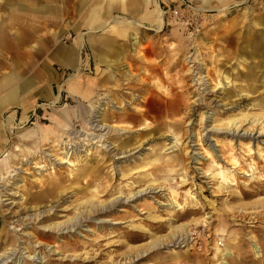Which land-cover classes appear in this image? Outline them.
Here are the masks:
<instances>
[{"label": "rangeland", "instance_id": "rangeland-1", "mask_svg": "<svg viewBox=\"0 0 264 264\" xmlns=\"http://www.w3.org/2000/svg\"><path fill=\"white\" fill-rule=\"evenodd\" d=\"M225 1L158 0L157 27L102 15L141 23L134 44L83 27L98 53L110 38V77L82 43L88 98L0 114V264H264V0ZM8 54L2 33L0 76Z\"/></svg>", "mask_w": 264, "mask_h": 264}, {"label": "crops", "instance_id": "crops-1", "mask_svg": "<svg viewBox=\"0 0 264 264\" xmlns=\"http://www.w3.org/2000/svg\"><path fill=\"white\" fill-rule=\"evenodd\" d=\"M217 1L226 3L225 0ZM199 2L204 6L208 0ZM0 10L17 16L28 15L26 16L28 22L20 19L0 21V34L6 33L9 52L13 53L6 57L5 64L8 70L0 76V114L12 109L10 119L7 120L9 123L17 117V110L14 107L23 110L20 119H24L33 101L42 95L50 104L62 96V91L69 96L88 98L87 93L79 91L80 82L76 81L83 61L82 43L89 50H93V55L96 54L98 61L104 64L105 75L107 77L112 75L107 71L112 70L120 60L119 55L114 58L108 57L113 55L110 38L108 36L102 38L103 49L98 53L97 45L101 44L99 43L101 37L92 36L87 33L88 31L86 35L85 31H82L83 27L113 24L117 35L134 44L138 36L136 26L141 25L139 21L111 16L106 22L101 21L100 17L105 15L106 18L114 11L133 15L140 13L139 19L152 21L156 27L160 16L162 18L158 0H0ZM66 18L73 19V28L76 31L71 44L58 42V33L51 28L57 21L61 23ZM68 26L65 24V28ZM129 30L133 32L128 33ZM87 55L90 60V54ZM22 58L24 60L21 62ZM69 69L71 72L64 79L60 71Z\"/></svg>", "mask_w": 264, "mask_h": 264}, {"label": "bare ground", "instance_id": "bare-ground-1", "mask_svg": "<svg viewBox=\"0 0 264 264\" xmlns=\"http://www.w3.org/2000/svg\"><path fill=\"white\" fill-rule=\"evenodd\" d=\"M219 1H221V0H219ZM71 4V3H70ZM158 25L160 26V25H162V18H161V16H160V18H159V20H158ZM245 94V93H244ZM243 115H245V114H243ZM12 117V116H11ZM258 117V116H257ZM10 119V118H9ZM12 119V118H11ZM86 136V135H85ZM239 166V165H238ZM0 169H1V165H0ZM250 169V168H249ZM221 176V175H220ZM226 177V176H225ZM227 180V179H226ZM235 180V179H234ZM222 181V180H221ZM231 182V181H230ZM235 183V182H234ZM233 182L232 183H228V184H234ZM116 200V199H115ZM118 202V201H117ZM114 203V202H113ZM262 203V202H261ZM255 204H257V203H255ZM262 204H264V203H262ZM181 236V235H180ZM183 239V238H182ZM253 246H252V249L254 250V252H256L255 254H257V255H259V247L256 245V244H252ZM153 248V247H152ZM226 253V252H225ZM225 253H223V252H220L219 254L220 255H225ZM230 255V254H229ZM221 262H224L223 260H221ZM226 263V262H225Z\"/></svg>", "mask_w": 264, "mask_h": 264}, {"label": "built area", "instance_id": "built-area-1", "mask_svg": "<svg viewBox=\"0 0 264 264\" xmlns=\"http://www.w3.org/2000/svg\"><path fill=\"white\" fill-rule=\"evenodd\" d=\"M171 15L173 16V19H175V18H179V13H178L177 10L172 11V12H171ZM217 243H218L219 245L222 244L221 241H218Z\"/></svg>", "mask_w": 264, "mask_h": 264}]
</instances>
